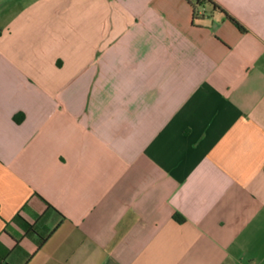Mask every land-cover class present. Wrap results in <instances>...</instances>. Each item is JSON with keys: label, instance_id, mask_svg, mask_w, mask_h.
<instances>
[{"label": "crops", "instance_id": "crops-1", "mask_svg": "<svg viewBox=\"0 0 264 264\" xmlns=\"http://www.w3.org/2000/svg\"><path fill=\"white\" fill-rule=\"evenodd\" d=\"M215 1L247 30L188 0H0L5 261L264 264V0Z\"/></svg>", "mask_w": 264, "mask_h": 264}, {"label": "trees", "instance_id": "trees-1", "mask_svg": "<svg viewBox=\"0 0 264 264\" xmlns=\"http://www.w3.org/2000/svg\"><path fill=\"white\" fill-rule=\"evenodd\" d=\"M193 6V21L195 24H199V22L204 18L205 14L201 9L206 5H211L215 10H219L224 12V14L243 32L247 29L244 25H242L235 17H233L229 12H227L217 1L215 0H188ZM175 218L181 222L185 220V217L181 213H176ZM20 226L24 229L25 234L32 235L36 234L39 238L38 245L41 247L50 237L51 233L46 231L45 229L39 228L35 223H31L26 218L17 215L15 219ZM17 246L20 247L19 244ZM9 252V250H8ZM7 252V253H8ZM7 254L0 253V264H10L8 261H5Z\"/></svg>", "mask_w": 264, "mask_h": 264}]
</instances>
